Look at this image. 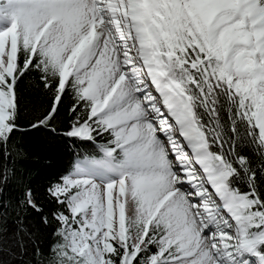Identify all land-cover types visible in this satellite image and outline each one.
<instances>
[{
    "label": "snow or ice",
    "instance_id": "6c2138e0",
    "mask_svg": "<svg viewBox=\"0 0 264 264\" xmlns=\"http://www.w3.org/2000/svg\"><path fill=\"white\" fill-rule=\"evenodd\" d=\"M0 264H264V0H0Z\"/></svg>",
    "mask_w": 264,
    "mask_h": 264
},
{
    "label": "trees",
    "instance_id": "16d2710c",
    "mask_svg": "<svg viewBox=\"0 0 264 264\" xmlns=\"http://www.w3.org/2000/svg\"><path fill=\"white\" fill-rule=\"evenodd\" d=\"M69 154H65V156L61 159L60 163L63 164L69 159Z\"/></svg>",
    "mask_w": 264,
    "mask_h": 264
}]
</instances>
